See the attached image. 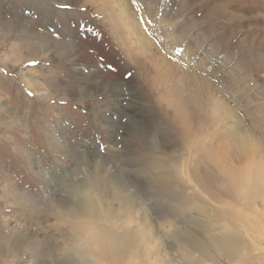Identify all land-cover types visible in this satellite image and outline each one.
<instances>
[{
    "label": "rangeland",
    "instance_id": "obj_1",
    "mask_svg": "<svg viewBox=\"0 0 264 264\" xmlns=\"http://www.w3.org/2000/svg\"><path fill=\"white\" fill-rule=\"evenodd\" d=\"M113 1L0 0V67L12 73L9 79L0 72V264H79L75 227L85 223L77 224L67 211L82 195L94 197L101 209L108 202L110 215L146 218L148 238L174 229L183 213L153 195L148 160L168 161L184 152L180 127L197 107L190 94H204L215 125L208 129L209 117L198 115L193 124L205 137L213 131L215 146L259 134L247 135L248 119L237 115L239 108L258 121V129L264 127L262 0H150L148 11L138 7L145 0ZM61 3L72 9L59 8ZM116 9L131 20L145 15L158 22L144 25L156 26L146 30V39L154 40L142 57L146 67L128 57L135 54L130 43L145 32L124 40ZM170 15L178 21L171 28L176 47L186 49V58L161 52L169 40L162 35L171 32L160 30L164 21L173 25ZM179 25L185 26L177 31ZM200 49L199 63L191 64ZM34 58L41 63L26 67ZM165 61L174 73L165 71ZM129 71L134 75L126 78ZM27 91L36 96L27 97ZM59 99L67 105L51 103ZM176 100L181 105L167 110ZM215 101L229 116L212 112ZM176 111L186 119L175 120ZM186 216L192 217L187 222L197 218ZM35 242L39 248L24 258Z\"/></svg>",
    "mask_w": 264,
    "mask_h": 264
},
{
    "label": "bare ground",
    "instance_id": "obj_2",
    "mask_svg": "<svg viewBox=\"0 0 264 264\" xmlns=\"http://www.w3.org/2000/svg\"><path fill=\"white\" fill-rule=\"evenodd\" d=\"M113 2L116 4L115 0ZM121 11L116 12L120 19L119 24L124 28L123 35L127 38L124 40H129L131 36L139 37V29L145 32H142L135 43H130L135 54L132 56L129 53L128 57L131 59L138 57L136 62L139 66L146 67L145 63L141 62L142 57H145L146 51L154 41L146 39V30H154L156 26L145 27L148 20L145 15L144 21L131 20L128 15L125 16V11ZM155 24L158 25V22L150 23ZM172 27L174 25L170 27L164 21L160 31L171 32ZM175 36L172 32L170 37L167 34L162 35V39H169L166 44L171 45H164L165 43L161 45L164 47L161 52L164 50L163 55L169 56L167 58L176 55L185 57V51L182 54L176 50L181 47H176ZM181 38L184 40L183 36ZM188 61L192 64L191 60ZM164 64L165 71L173 72L170 64L166 66V61ZM152 67L156 68L155 65ZM197 68L199 69L198 66ZM201 86L204 93L206 85ZM158 98L164 100V97ZM189 99L192 105L197 107L193 108L192 114L191 112L187 114V119L181 117L183 120L186 119L180 127V142L185 148L184 152L174 154L168 161L148 160V167H151L152 173L150 179L153 195H160L170 210L183 213L182 219L174 224V229L169 233H160L148 238L146 230L150 225L146 218L134 221L123 215L121 217L116 214L110 215V205L105 200L102 201L101 209L94 197L78 196V201L73 207H69L67 212H72L76 216L69 217L77 220V224L85 223L84 227H75V234L80 243L73 249V254L79 264H173V262L175 264L176 260L178 263L184 261L182 264H205L207 259L214 256L219 257L216 264H264V195L261 194L259 187L261 179L264 178V127L258 129L260 127L258 121L255 122L253 116L248 117L245 122L247 135L253 134V130L258 131L259 134L256 133L258 135L234 139L230 146L226 144L229 140L215 146L218 139L215 133L209 131L205 137L201 132L202 127L193 124L198 115L209 117L208 125L211 126L208 129L215 125V121L210 117L208 104L206 100L204 101V94L201 98L197 94H190ZM176 103L179 104V100L168 105L166 109L171 111ZM214 103L218 104L216 101ZM214 111L225 113L228 110L219 105L217 109L212 110ZM178 113L180 112L174 113L175 120ZM228 116L225 115L227 119ZM222 117L225 119L223 115ZM176 127L178 129V122ZM228 147L232 151L231 159ZM177 156L180 158L179 166L176 163ZM101 194L105 198L108 195L103 192ZM112 199L115 198L112 196ZM191 214L197 218L187 222L192 217L186 215ZM160 238L162 241L163 238L169 240L170 244L164 243L166 245L164 246L161 243L160 246L157 241L152 240ZM168 250L171 253L168 254Z\"/></svg>",
    "mask_w": 264,
    "mask_h": 264
},
{
    "label": "snow or ice",
    "instance_id": "obj_3",
    "mask_svg": "<svg viewBox=\"0 0 264 264\" xmlns=\"http://www.w3.org/2000/svg\"><path fill=\"white\" fill-rule=\"evenodd\" d=\"M132 2H133V4H136L137 0H132ZM253 2H255V0H253ZM262 2H264V0H262ZM58 7L61 8V9L71 10L72 9V4L71 3H61V4L58 5ZM138 7L141 9V11H148V8L150 7V0H145V3L139 4ZM80 10L81 11H87V9H80ZM138 19L144 21L145 17L140 16V17H138ZM170 19H172L173 25H177L178 24V21H176L174 16L170 15ZM146 23L150 24L151 20H147ZM184 26L185 25H179V27H177V31H180V28H182ZM38 31L42 32V31H44V29L43 28H39ZM88 31L91 32V31H93V29H88ZM57 38H59V37H57ZM185 43H188V41H185ZM176 50L183 54V52L185 51V48L181 47V48H178ZM204 51H205V49H200L197 52V54L195 56H193V59H192V63L193 64H198L199 63L200 57L204 54ZM40 63H41V61L39 59H35L34 58V59L29 60L28 65H26V67L27 66L35 67V66L39 65ZM183 67L187 68L188 64H184ZM83 71H86V69L83 70ZM0 72H2L5 77H8L9 79L12 78V73L8 70V66L0 67ZM133 75H134V73L132 71H129L126 74V78H131V77H133ZM49 83H51V82H49ZM26 94H27V97H29V98H34L36 96L35 91H27ZM49 99H51V98H49ZM51 103L58 104L60 106H65V105H67L68 102L65 99H59V100H51ZM13 114H15V113H13ZM237 115L245 117V119H248L247 113L242 108L237 109ZM238 126L241 128V130H244L242 124H239ZM57 146L59 147V145H57ZM101 151H103V148H101ZM176 163H177V166H179V163H180L179 156H177ZM177 171H179L178 167H177ZM197 182H199V179H197ZM259 187H260L261 194L264 195V178L261 179ZM182 190L186 191L185 188H182ZM38 248H39V242H35L32 247L26 248L24 250V252H25V257L24 258H26L27 255H29V254H33L34 251L37 250Z\"/></svg>",
    "mask_w": 264,
    "mask_h": 264
}]
</instances>
